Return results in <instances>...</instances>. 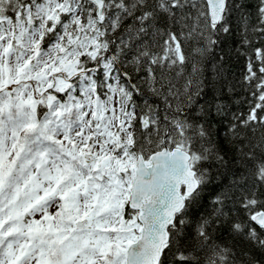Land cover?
Here are the masks:
<instances>
[{
	"label": "snow or ice",
	"instance_id": "obj_1",
	"mask_svg": "<svg viewBox=\"0 0 264 264\" xmlns=\"http://www.w3.org/2000/svg\"><path fill=\"white\" fill-rule=\"evenodd\" d=\"M0 264H264V0H0Z\"/></svg>",
	"mask_w": 264,
	"mask_h": 264
}]
</instances>
